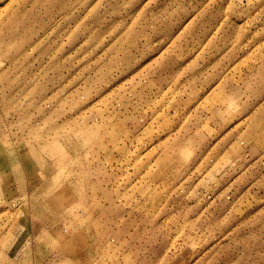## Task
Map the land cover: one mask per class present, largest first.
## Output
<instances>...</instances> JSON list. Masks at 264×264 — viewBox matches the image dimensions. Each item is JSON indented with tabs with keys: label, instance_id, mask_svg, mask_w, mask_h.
I'll list each match as a JSON object with an SVG mask.
<instances>
[{
	"label": "rangeland",
	"instance_id": "1",
	"mask_svg": "<svg viewBox=\"0 0 264 264\" xmlns=\"http://www.w3.org/2000/svg\"><path fill=\"white\" fill-rule=\"evenodd\" d=\"M0 264H264V0H0Z\"/></svg>",
	"mask_w": 264,
	"mask_h": 264
}]
</instances>
